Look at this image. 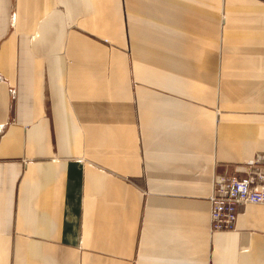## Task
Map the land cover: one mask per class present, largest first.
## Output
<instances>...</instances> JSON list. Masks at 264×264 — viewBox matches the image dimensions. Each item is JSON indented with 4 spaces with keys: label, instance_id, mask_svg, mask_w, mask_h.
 Instances as JSON below:
<instances>
[{
    "label": "crops",
    "instance_id": "obj_1",
    "mask_svg": "<svg viewBox=\"0 0 264 264\" xmlns=\"http://www.w3.org/2000/svg\"><path fill=\"white\" fill-rule=\"evenodd\" d=\"M264 0H0V264H264Z\"/></svg>",
    "mask_w": 264,
    "mask_h": 264
},
{
    "label": "built area",
    "instance_id": "obj_2",
    "mask_svg": "<svg viewBox=\"0 0 264 264\" xmlns=\"http://www.w3.org/2000/svg\"><path fill=\"white\" fill-rule=\"evenodd\" d=\"M211 202L212 231L235 229L240 208L264 204V169L252 164L243 176L219 178Z\"/></svg>",
    "mask_w": 264,
    "mask_h": 264
}]
</instances>
